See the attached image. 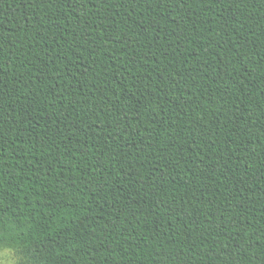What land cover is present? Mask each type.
<instances>
[{"label": "trees", "instance_id": "obj_1", "mask_svg": "<svg viewBox=\"0 0 264 264\" xmlns=\"http://www.w3.org/2000/svg\"><path fill=\"white\" fill-rule=\"evenodd\" d=\"M0 245L264 264V0H0Z\"/></svg>", "mask_w": 264, "mask_h": 264}, {"label": "clouds", "instance_id": "obj_2", "mask_svg": "<svg viewBox=\"0 0 264 264\" xmlns=\"http://www.w3.org/2000/svg\"><path fill=\"white\" fill-rule=\"evenodd\" d=\"M0 264H20V258L13 248L0 245Z\"/></svg>", "mask_w": 264, "mask_h": 264}]
</instances>
